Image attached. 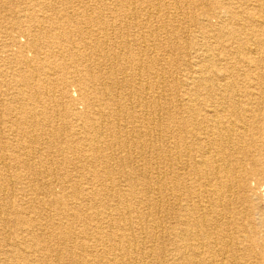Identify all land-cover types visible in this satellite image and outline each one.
<instances>
[{
  "label": "bare ground",
  "instance_id": "obj_1",
  "mask_svg": "<svg viewBox=\"0 0 264 264\" xmlns=\"http://www.w3.org/2000/svg\"><path fill=\"white\" fill-rule=\"evenodd\" d=\"M33 1L35 5L24 6V13L13 7L19 24L3 43L10 47L7 56H17L22 67L20 79L12 72L17 81L12 80L4 93L20 101L18 109L24 113L10 116V125L3 130L14 136L30 126L28 119L50 124L47 114L28 116L34 113L28 104L34 100L29 96L31 81H40L41 72L47 77L56 74L57 68L38 56L48 57L56 45L67 42L66 60L71 61L57 65L63 71L60 89L69 96L68 116L73 113L84 125L73 132L74 138L56 140L87 163L80 167L93 168L79 186L67 185L51 197L37 191L39 186L29 188L31 181L25 176L7 182L0 172V264H264V239L258 236L264 214L258 222L246 223L251 212L236 203V197L246 200L264 186V80L258 77L264 72V0H227L240 11L221 8L230 15L215 12V23L209 6L204 17L185 11L198 25L201 44L182 82L174 84L166 76L178 70L173 53L176 43L187 38L172 26L165 41L157 39L163 25L157 27L153 20L167 19L172 25L179 15L164 12L163 0H78V9L55 10L44 16L50 24L36 30L32 23L41 20L30 12L47 2ZM65 1L61 0L68 6L70 1ZM137 1L158 9L147 18L146 28ZM246 64L247 84L238 87L236 74ZM145 75L150 79L146 84ZM71 86L78 94L71 95ZM180 88L188 92L163 101ZM238 88L248 94L236 93ZM203 97L222 103L204 108ZM128 123L135 129H128ZM158 141L167 143L163 150L156 147ZM104 143L124 151L128 161L133 153L140 159L151 154L149 161L138 165L148 169L145 178L134 179V170L126 168L97 169L105 163ZM29 152L8 154L2 160L24 161ZM117 176L124 179L116 180ZM121 182L127 187L121 188ZM167 194L173 202L165 200ZM163 212L172 216L168 226L164 225L168 216H160ZM76 224L83 227L80 233ZM166 227L170 236L165 235ZM158 234L167 241L156 247Z\"/></svg>",
  "mask_w": 264,
  "mask_h": 264
},
{
  "label": "rangeland",
  "instance_id": "obj_2",
  "mask_svg": "<svg viewBox=\"0 0 264 264\" xmlns=\"http://www.w3.org/2000/svg\"><path fill=\"white\" fill-rule=\"evenodd\" d=\"M39 1V0H38ZM47 2L46 5L41 4V7L38 6L36 9L30 12V14H37L40 18V22L32 23L35 27V30L38 28L46 27L50 24L49 20L45 19L44 16H48L52 12L61 11L63 8H66L68 10H76L78 9V5L75 3L78 0H66L68 2V6L64 5L61 0H55L53 3L54 9L49 8L50 2L53 0H43V2ZM65 1V3H66ZM86 1L87 0H82ZM165 2V5H163L162 10L165 11H178L179 15L178 17L172 19V25H169V23L164 20V23L166 21V27H164L163 20L162 22L160 20L154 19L152 24H155V26L159 27L162 26V29H160L159 34L157 36V39L161 41H165L167 37L169 36V32L171 33V30L173 31L174 27L179 31V33L184 36V40H179L176 43V49L173 53V56L176 61H174V67H178V70L176 69L171 74H168L166 78L167 81L171 82V84L177 83L178 81L183 80L184 73H187L188 68V62L193 61L195 56V49L201 44L198 37V25L196 24V21H194L192 18L188 17L185 11H193V14L198 15L200 17H204L205 9L209 6L210 9V18L213 23L217 22L218 16L216 13H221L223 16H226L228 18L229 13L223 12L224 11H233L234 13L239 12L240 9H236L238 7L236 4L232 5L227 0H188L185 3H171L169 0H163ZM11 2V3H9ZM42 2V3H43ZM226 2V3H225ZM34 3L33 0H0V172H2L4 176V180L8 182V180H15L18 176L22 177L25 176V180L27 182L31 181V185L29 188H34L36 186L40 187V190L43 194L47 197H51V194H61L62 188H64L67 185H74L79 186V183L84 180L85 178L89 177V172L92 170L93 167L87 166L88 168H82L79 166V164H86V162H79V159H76L73 157V153L70 149L66 148L62 142H57L56 136H60L59 139L62 138L68 141L67 139H72L73 132L80 129L84 121L80 120L79 117L75 116L73 113H70L68 116V112L71 111L70 109V102L66 94L62 93V89H60V78L59 75L63 74V71L58 69L57 65L61 64L64 61H71V59L66 60V55L68 54L67 51L64 50V46H67V42H64L63 44L56 45L54 47V52L49 53V56H45L44 53H40L38 58L40 61H46L47 64L51 65L50 67L57 68L56 74L52 75L51 77H47L43 72L37 77L40 81L32 82L30 88V94L33 97L34 100H32V104H30L32 109L34 110L33 114L30 115H37L39 118L43 114H47L50 116L52 121H50V124H44L40 125L39 123L41 120H30L28 119V124L30 126H27L26 129L20 130V132H14V136L10 133H7V131H4V128H7L6 126L10 125L9 117H19L23 116L24 113L21 112L18 108L21 106L20 101H15L10 98V96L6 95L4 93V90H6L11 84H14V81L16 78L20 79L19 71L22 69L21 65L16 61L17 56L14 58L12 56H7L6 50H8L10 47L4 48V41L8 40L9 37H11V28L18 26L19 19H17L18 16L13 15L12 12H14L15 7L17 10H21L22 13H24V7L26 4ZM92 3V2H91ZM95 4L97 1L94 2ZM74 4V5H73ZM226 4V5H225ZM99 5H102L99 3ZM110 5V4H109ZM136 8L139 10H144L145 16L142 17L144 20H142V26L147 27L149 24L147 23L149 19V15L153 14V10H158L153 6L148 5V3H142L141 1L136 2ZM43 6V7H42ZM98 6V5H97ZM49 9H47V8ZM191 7V8H190ZM149 10H148V9ZM194 9V10H193ZM227 9V10H226ZM32 10V9H31ZM66 11V10H65ZM216 12V13H215ZM104 15H108L107 9H104ZM29 14V15H30ZM7 18H6V17ZM176 17V16H175ZM7 20H6V19ZM9 18V19H8ZM19 18V17H18ZM148 18V19H147ZM147 23V25H146ZM174 26V27H172ZM177 26L179 28H177ZM7 28V29H5ZM132 32H136V28L131 30ZM196 38H194V36ZM162 38V39H161ZM189 39V40H188ZM22 42L25 41V37H21ZM32 40V38H31ZM188 40V41H187ZM64 50V51H63ZM59 53V54H58ZM158 54L164 56H168V54L164 51H157ZM181 56H180V55ZM185 54V55H184ZM27 55L32 56V52L28 51ZM170 55V53H169ZM192 56V57H191ZM192 59V60H191ZM13 61V62H12ZM176 62V63H175ZM164 62L160 61V66H162ZM190 64V63H189ZM178 65V66H177ZM159 66V65H158ZM159 66V67H160ZM248 64L246 66H243V70L238 71L237 75V81L239 80L240 75V81L241 85L239 84L238 87L245 86L247 84V78L244 77V73H249L250 70L248 68ZM13 69V70H12ZM183 69V70H182ZM186 69V70H185ZM16 70V71H15ZM70 69H68L69 71ZM185 70V71H184ZM52 71V70H50ZM12 72H14V76H12ZM15 73H17L15 75ZM254 73V72H252ZM259 73V72H258ZM258 77H262L261 80H264V72L259 73ZM22 79V78H21ZM177 79V80H176ZM17 81V80H16ZM150 81L148 76H144V81L142 83L146 84ZM177 81V82H176ZM10 82V83H9ZM264 83V81H262ZM51 83V84H50ZM57 87V88H56ZM250 88V87H247ZM16 92H19L17 89H13ZM77 90V88H76ZM71 95L78 94L75 91V87L71 86L70 88ZM188 92V90L184 91L180 88V91L174 94L170 92L171 94L165 96L166 98L163 99L165 102L167 99L169 100L171 96H174L175 98L180 99L184 93ZM241 92V93H240ZM27 93V92H26ZM190 93V91H189ZM240 95H243L247 92H245V88H238L237 92ZM191 94V93H190ZM248 94V93H247ZM27 96V95H26ZM22 95V98L28 99V96ZM204 98L203 106L208 107L210 104H221L222 102H216L215 99H206ZM24 100V99H23ZM26 102V100H24ZM80 108H82V105H79ZM12 108V115L10 114V109ZM17 108V109H16ZM58 110V111H57ZM80 111H83V109H80ZM9 113V114H8ZM65 116H68L67 118H64ZM165 117V116H164ZM7 118V119H6ZM129 119V118H127ZM130 120V119H129ZM128 120V121H129ZM27 121V120H26ZM38 122V123H37ZM136 125V123H135ZM128 129L133 130L135 129L134 123H128ZM44 128V129H43ZM15 129V128H14ZM16 130V129H15ZM19 130V129H17ZM33 132V133H32ZM59 133L58 135H56ZM157 132H155L156 134ZM55 134V135H54ZM24 135V136H23ZM129 139H131V135L129 133L127 134ZM12 140L11 143L8 141ZM18 140V141H17ZM165 142H157V146L162 150L166 147ZM101 149L105 148L103 154L106 156L104 159L105 163H100V166H97V169L101 170H111L116 172L126 168L128 170H134L135 177L134 179H144L145 174L147 172V168L140 169L138 166L139 164H144L145 162L149 161V158L151 157V154H148L146 159H140L136 154L133 153V158H131L129 161L127 158L124 157L126 153L121 150H116L115 146H108L107 144H101ZM32 146V147H31ZM5 147V148H4ZM7 147V150H5ZM26 147L27 150H31L32 152H29L27 159L22 161L23 159L17 158L14 161H8V160H2L6 157L8 154H19V152L27 151L24 149ZM122 152V153H121ZM35 155H34V154ZM82 153L90 154V152L85 151ZM111 153L114 154V156L111 155ZM124 153V154H123ZM123 154V155H121ZM33 155V156H32ZM124 160V161H123ZM4 163V164H2ZM125 164V165H124ZM89 165V164H88ZM46 167V168H45ZM10 173V174H9ZM116 180L124 179L122 176H117ZM34 178V179H33ZM8 179V180H7ZM70 181V183L65 184V182ZM169 181V180H168ZM39 184V185H38ZM121 188H126L127 184L125 182H121L120 184ZM129 185V184H128ZM169 186V184H168ZM257 187V186H256ZM259 187H257L258 189ZM264 186H260V188L254 192L252 195L249 193L250 197L248 199H244L242 196L236 197V203L239 204L241 209L245 210V212L249 211L251 212L252 217L251 218H244V222L246 223H255L260 220V218L263 216L261 214H264ZM36 190H32V192H35ZM158 192V190H155V193ZM165 200L168 202H173L171 199L170 194H167L165 196ZM252 205H254L252 207ZM259 206H261L259 208ZM48 207V206H47ZM83 211H85V208H81ZM251 210V211H250ZM166 215L164 212L160 214V216L163 218V216ZM169 215V214H168ZM166 215V216H168ZM172 216H168V220H164V225L168 226L169 221H172ZM74 229L77 232H81L83 227L79 225H74ZM169 227H166V236H170V229ZM164 235V236H165ZM258 236L264 239V228L263 230L259 231ZM167 240L165 238H162L161 234H158L157 240L153 241L156 243V247H158L159 244L166 243ZM249 241V238H248ZM164 242V243H163ZM259 250V249H258ZM157 255H160L157 252ZM221 258V257H220ZM169 264V263H168Z\"/></svg>",
  "mask_w": 264,
  "mask_h": 264
}]
</instances>
